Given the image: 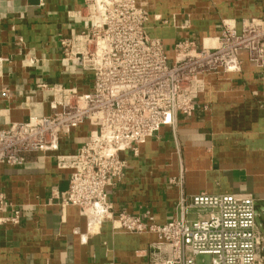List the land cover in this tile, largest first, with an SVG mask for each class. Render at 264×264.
Segmentation results:
<instances>
[{
  "label": "crops",
  "instance_id": "0c3cea01",
  "mask_svg": "<svg viewBox=\"0 0 264 264\" xmlns=\"http://www.w3.org/2000/svg\"><path fill=\"white\" fill-rule=\"evenodd\" d=\"M84 0H0V127L51 112L50 86L79 92L90 76L59 63L60 35L81 30L72 16ZM149 14L146 28L169 55L177 41L210 44L222 20L237 29L245 19H264V0H138ZM204 90L190 116L162 127L124 155L123 178L109 194L114 211L158 224L178 216L181 195L249 193L256 230L264 242V68L244 60L239 72L203 77ZM87 125L60 140L58 153L74 151ZM54 153H29L19 166H0V192L20 209L19 222H0V264H150L157 247L152 233L115 230L109 220L93 222L75 206L51 197L67 188L69 170L58 169ZM52 199V200H51ZM7 213L0 212V217ZM190 218L196 216L191 212Z\"/></svg>",
  "mask_w": 264,
  "mask_h": 264
},
{
  "label": "built area",
  "instance_id": "2783aa9c",
  "mask_svg": "<svg viewBox=\"0 0 264 264\" xmlns=\"http://www.w3.org/2000/svg\"><path fill=\"white\" fill-rule=\"evenodd\" d=\"M72 16L82 28L59 36V63L88 74L90 89L52 85L49 114L0 127V166L22 165L29 153H54L56 167L69 170V177L67 188L51 198L93 222L109 220L115 230L154 234L150 264H198L202 255L207 264H264L249 193L181 195L178 216L164 224L148 211L116 212L109 201L124 176V155H137L162 127L174 128L178 114L192 115L205 75L239 72L244 60L264 68V19H245L240 29L222 20L210 44L184 38L169 55L147 33L149 14L138 0H84ZM84 125L87 134L77 148L58 153L60 140ZM0 212L7 213L0 222H19V207L1 192Z\"/></svg>",
  "mask_w": 264,
  "mask_h": 264
},
{
  "label": "rangeland",
  "instance_id": "374dc122",
  "mask_svg": "<svg viewBox=\"0 0 264 264\" xmlns=\"http://www.w3.org/2000/svg\"><path fill=\"white\" fill-rule=\"evenodd\" d=\"M209 41H210V39H209ZM208 261H209V257L208 256H206V255H202V256H197L196 257V262L198 263V264H207L208 263Z\"/></svg>",
  "mask_w": 264,
  "mask_h": 264
}]
</instances>
